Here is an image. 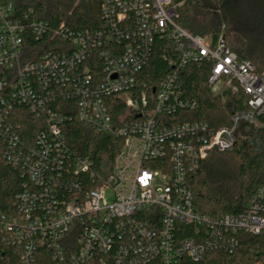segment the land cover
<instances>
[{
  "label": "built area",
  "instance_id": "built-area-1",
  "mask_svg": "<svg viewBox=\"0 0 264 264\" xmlns=\"http://www.w3.org/2000/svg\"><path fill=\"white\" fill-rule=\"evenodd\" d=\"M16 2L0 0V147L27 183L15 211L0 212V258L16 250L21 264H181L232 254L238 235L264 233V188L239 216L194 206L191 179L210 153L232 152L241 124L264 129V74L224 34L181 28L183 0H101V27L79 32L52 30L32 11L19 17ZM158 40L175 44L174 57L165 56L173 71L158 88L140 89ZM190 66L209 67L213 93H243L230 126L172 121L200 108L181 81ZM74 100L81 124L124 138L112 173L89 190L78 176L93 162L71 161L69 118L56 111ZM20 107L44 121L32 143L9 121ZM250 143L264 144L257 133Z\"/></svg>",
  "mask_w": 264,
  "mask_h": 264
},
{
  "label": "trees",
  "instance_id": "trees-1",
  "mask_svg": "<svg viewBox=\"0 0 264 264\" xmlns=\"http://www.w3.org/2000/svg\"><path fill=\"white\" fill-rule=\"evenodd\" d=\"M101 0H17L19 17L33 12V16L46 22L52 30L65 26L75 32L94 31L101 27ZM178 25L186 32L217 40L221 34L227 46L241 60L255 65L257 73L264 74V0H183ZM175 44L158 40L151 64L140 75V89L158 88L173 71L168 60L174 57ZM209 67L190 66L181 75L186 95L196 99L200 108L187 112L172 121H203L220 128L230 126L233 114L243 110V93L215 94L209 85ZM67 109L56 111L69 118L63 131L71 161L89 158L93 162L90 172L79 177L89 190L108 177L114 161L124 144V138L97 133L81 124L77 117V101H69ZM124 110H111L113 117ZM264 122V116L260 117ZM9 121L21 125V134L27 142L45 128L44 121L28 112L26 107L16 108ZM250 128V130H249ZM257 133L264 142V129L241 124L237 130V145L232 152L212 151L191 179L194 206L207 216L232 214L239 216L247 210L259 189L264 188V144L259 150L250 139ZM94 174V175H93ZM27 177L9 165L0 147V212L12 214L16 198L23 191ZM240 245L234 253L210 252L202 261L184 260L181 264H264V233L258 236L238 235ZM0 264H21L19 252L10 250L0 258Z\"/></svg>",
  "mask_w": 264,
  "mask_h": 264
}]
</instances>
